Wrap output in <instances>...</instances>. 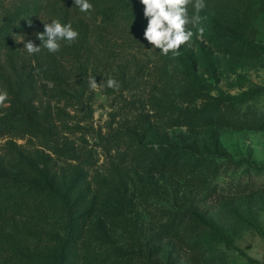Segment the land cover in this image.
Returning <instances> with one entry per match:
<instances>
[{
	"label": "rangeland",
	"instance_id": "1",
	"mask_svg": "<svg viewBox=\"0 0 264 264\" xmlns=\"http://www.w3.org/2000/svg\"><path fill=\"white\" fill-rule=\"evenodd\" d=\"M89 2L94 10L82 13L74 0H0V91L8 93L0 109L19 96L44 127L0 134V179L85 188L82 208L94 213L73 264H264V52L253 47L264 46V0H204L178 57L144 39L140 0ZM52 20L71 23L78 39L36 54L17 42L41 45L36 34ZM94 77L118 88L92 90ZM244 91L255 95L249 104L222 103ZM207 115L221 123L199 125ZM117 128L139 135L136 149L108 145ZM207 149L215 155L208 172L191 185L186 170ZM169 150L182 153L175 166ZM222 150L227 156L217 157ZM186 210L197 215L175 219L179 235L154 236L161 218ZM66 231L47 200L0 219V264H57Z\"/></svg>",
	"mask_w": 264,
	"mask_h": 264
},
{
	"label": "trees",
	"instance_id": "2",
	"mask_svg": "<svg viewBox=\"0 0 264 264\" xmlns=\"http://www.w3.org/2000/svg\"><path fill=\"white\" fill-rule=\"evenodd\" d=\"M128 5V4H127ZM237 41L239 43L245 44V41L238 37ZM257 50L264 52V46L258 44L254 45ZM255 95L253 93H248L244 91L242 94L235 96H225L222 103L225 105H244L249 104ZM212 115H207L204 122L199 125H209L211 123H221L220 119L217 118L212 120ZM224 119V118H221ZM226 121V120H225ZM256 121V120H253ZM257 121H262L264 123V115L260 117ZM226 123V122H223ZM224 125V124H223ZM264 127V126H263ZM44 131V127L41 124L36 113L28 106V103L19 96H14L11 100V104L5 110L0 109V134H19L27 135L35 132ZM139 135L132 130L117 128L108 134L106 137V142L110 146L126 147L130 148L131 151L137 148ZM214 139L218 142L219 135H214ZM206 151V150H205ZM191 155V151L189 152ZM180 150H169V155L165 157L171 166L176 165V158L181 155ZM169 156V158H168ZM215 156L211 150L207 149V152H202L199 156L193 155V164L189 171L186 170L185 176L188 177L189 183L192 185H198L203 182L202 175L204 173L203 167L208 172L206 164L209 158ZM217 157H226L227 154L223 150L216 155ZM81 161L79 156H75ZM200 160V161H199ZM196 161V162H195ZM199 161V162H197ZM49 160H45L46 167L49 168ZM167 162V163H168ZM164 163V162H163ZM49 171V170H48ZM47 174L48 172L45 171ZM206 173V172H205ZM205 176V174H204ZM203 176V177H204ZM78 180H83V175L77 176ZM197 183V184H196ZM74 187V188H72ZM76 188L75 193L72 192ZM86 199V190L78 186L75 183L66 186L64 189L51 188L47 185H40L33 182H24L19 184L17 182L6 183V180L0 179V219H5L18 213H22L30 208L32 205L40 204L44 200H47L51 209L57 215L66 218L67 221V231L59 240V250L57 254V264H73V260L78 257L79 241L83 235L84 226L86 221H88L93 215V209L85 208L83 205ZM175 217H170L168 219L162 220L158 224L160 232H156L154 236H177L180 233V222L177 219L181 215V222L188 223L195 219L196 215L191 211L177 212L174 214ZM100 227L108 230V226L103 222ZM197 229V228H195ZM194 229V230H195ZM22 230V228H21ZM31 229L22 230L28 235L38 233L37 230L30 231ZM214 232L219 234V230L215 228ZM183 235V234H182ZM54 236V235H51ZM108 239V236H104ZM84 244H81L80 248H83ZM250 261L259 263L257 260L243 250H240Z\"/></svg>",
	"mask_w": 264,
	"mask_h": 264
},
{
	"label": "clouds",
	"instance_id": "3",
	"mask_svg": "<svg viewBox=\"0 0 264 264\" xmlns=\"http://www.w3.org/2000/svg\"><path fill=\"white\" fill-rule=\"evenodd\" d=\"M144 5L143 14L148 21V26L144 30V39L151 44V48L158 49L162 55L178 57L181 55L179 49L182 45L188 44L194 32L187 27L192 25L196 28L201 17L199 13L206 7L204 0H140ZM193 4L195 14L189 16L188 5ZM74 6L82 13H90L94 6L89 0H74ZM31 24V20H29ZM202 35L204 29L199 28ZM37 38L42 44L37 46L33 41L24 42L21 38L19 42L24 43V48L29 54H36L41 51V47L49 52L55 53L60 50V41H65L69 45L74 43L78 37V31L74 30L71 23L63 24L59 20H52L51 23H44V31L38 32ZM101 84H106L108 88H118V82L113 78H108L101 83H97L96 77L89 80V87L97 90ZM8 100L7 91H0V106H5ZM153 147H157L153 145Z\"/></svg>",
	"mask_w": 264,
	"mask_h": 264
}]
</instances>
